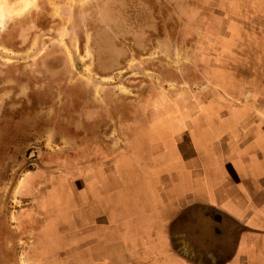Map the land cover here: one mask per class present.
<instances>
[{
    "label": "rangeland",
    "instance_id": "1",
    "mask_svg": "<svg viewBox=\"0 0 264 264\" xmlns=\"http://www.w3.org/2000/svg\"><path fill=\"white\" fill-rule=\"evenodd\" d=\"M244 2L0 0V264L140 262L152 243L118 239L155 233L171 195L125 176L144 154L117 127L154 96L209 94L222 41L204 24Z\"/></svg>",
    "mask_w": 264,
    "mask_h": 264
},
{
    "label": "crops",
    "instance_id": "2",
    "mask_svg": "<svg viewBox=\"0 0 264 264\" xmlns=\"http://www.w3.org/2000/svg\"><path fill=\"white\" fill-rule=\"evenodd\" d=\"M190 12L197 36L205 21ZM204 27L222 41L214 54L221 61L211 59L206 77L210 93L154 96L135 111L140 122L117 127L137 131L132 137L144 154L141 169L125 176L140 177L149 193L171 195L164 209L172 212L154 223L155 233L118 239L152 243L139 263L109 264H264V0L244 2L237 14L209 13ZM138 131L156 137L143 142Z\"/></svg>",
    "mask_w": 264,
    "mask_h": 264
},
{
    "label": "bare ground",
    "instance_id": "3",
    "mask_svg": "<svg viewBox=\"0 0 264 264\" xmlns=\"http://www.w3.org/2000/svg\"><path fill=\"white\" fill-rule=\"evenodd\" d=\"M5 2V1H4ZM5 4V3H4ZM9 7V6H8ZM3 6L2 5H0V12H2L3 11ZM12 11H14V10H12Z\"/></svg>",
    "mask_w": 264,
    "mask_h": 264
}]
</instances>
